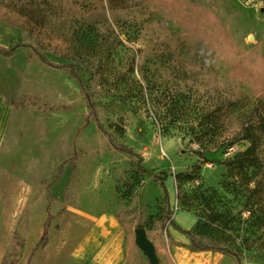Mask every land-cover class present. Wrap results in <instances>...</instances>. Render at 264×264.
Instances as JSON below:
<instances>
[{
  "label": "rangeland",
  "instance_id": "obj_1",
  "mask_svg": "<svg viewBox=\"0 0 264 264\" xmlns=\"http://www.w3.org/2000/svg\"><path fill=\"white\" fill-rule=\"evenodd\" d=\"M90 1L98 9L83 16L72 7L64 30L26 36L57 64L81 53L77 78L41 63L21 45V30L0 22V45H21L12 58L0 55V264H67L59 258L73 215L108 210L131 224L125 242L145 212L142 227L162 263L170 255L180 264L168 215L184 211L228 252L189 244L193 264H264V0H131L127 9ZM258 42L262 49L247 60L254 72L241 60ZM253 140L252 155L233 160ZM74 150L76 166L61 168ZM154 175L174 182L170 213ZM49 215L47 253L32 255ZM128 257L127 264L149 262L140 247Z\"/></svg>",
  "mask_w": 264,
  "mask_h": 264
},
{
  "label": "trees",
  "instance_id": "obj_2",
  "mask_svg": "<svg viewBox=\"0 0 264 264\" xmlns=\"http://www.w3.org/2000/svg\"><path fill=\"white\" fill-rule=\"evenodd\" d=\"M110 3L114 5V7L117 8H121V9H127L129 8V5L131 3V0H110ZM72 7H77V9L83 14V16H86L87 14H89L92 11L97 10V6L95 5V2L93 3L90 0H21V5H12L11 7L7 6H2L0 8H3L6 12L7 15L6 16H1L0 15V22H3L9 26L12 27H17L18 29L21 30V34L23 36V40L24 42L21 45H24L25 47L29 48L32 50V52L36 55L37 59L43 63L44 65H48L51 68L54 69H64L67 70L74 78L78 77L79 71L81 70V65L84 63V57L81 53H76L74 54L71 59H69V62H65V63H54L51 62L47 57L46 54H44L43 52H41L30 40L26 39V36L29 35H43L45 32H47L49 30L50 27H55V29H65L66 27V23L61 22V20H64L68 15L71 14L72 12ZM14 13L19 14L22 17V23L17 24L14 22V24L12 22H10L11 17L14 15ZM1 14V13H0ZM60 18L57 20V22L59 21L58 25L56 24H52V18ZM198 28L202 29V31L205 29L207 30L206 27H202L203 24H196ZM20 44H15L14 46H12L11 48H7L3 45H0V55H3L7 58H12L15 56L16 52H17V47L21 46ZM262 49V45L260 42H258L254 48L250 49V51L245 53V57L241 60V64L244 65V67H246L247 69L254 71V72H258V68L256 67V65L251 64L250 62H248V57H250V55L253 53L254 50H261ZM264 62V61H263ZM98 75H95V78H97ZM259 77H262L264 80V64L263 67L261 68L260 72H259ZM94 101L92 99H90V115L94 114ZM259 121H261V124L263 125L264 128V110H262L261 112L259 111ZM90 119V116H88L86 118V122H88V120ZM256 146V141L253 140V143L251 145L250 148H248L246 151L244 152H240L238 153V155H236L234 157L233 160L235 159H239V156H246V155H252V153L255 151L254 147ZM120 152H123L125 154H127L128 156L132 157V158H137L138 162H137V168H139L138 170L142 173V174H149V171L143 167L142 163H143V157L138 154L137 152L135 153L131 148H129L127 145L122 144L121 147L118 149ZM77 156L75 154V150H74V154L73 157L66 159L63 161V163L61 164V168H63L64 165L69 164V166L71 168H74L75 162H76ZM177 179H181V178H185L187 180H191L192 177L189 174L186 173H180L179 175L176 176ZM154 179L156 181L162 182L164 181V178L158 177L156 175H154ZM125 186H126V190H127V195L130 196L132 193V185H130L127 181L125 182ZM165 197V209L167 211H169V198L167 197V194ZM171 214V213H170ZM170 214L168 215V222L169 224L175 226L180 232H183L184 234H186L190 240V246L192 249L196 250L197 252H203V251H215V252H219L222 254H226L228 252L224 251V249H222L221 247L215 245L214 243H211L207 240H205L202 237V226L200 225V222L197 221V223L195 224V227L193 229L190 230H185V229H181L178 226H176L173 223V220L170 217ZM145 212H142L139 216H138V225L137 227H142V222H143V218H144ZM118 219L122 225V227H124L126 229V231L128 232V234H130V231L132 229L131 224L128 223L125 218L122 216V213L119 212L117 214ZM53 217L51 215H49V217L47 218V220L45 221L44 225H43V235L40 239V241L36 244V247L34 248V250L32 251V255L34 252H36V250L40 247H45L46 244L48 243L49 240V228H50V224L52 221ZM144 228V227H143ZM164 229H166V226H164ZM147 232V230H146ZM148 235V233H147ZM169 240L170 237H169ZM172 241V240H171ZM128 253H127V257L129 256V252L131 250H138L139 247L137 246L136 242H135V238L131 237L128 239ZM173 242V241H172ZM175 243V242H174ZM156 254L158 255V250L156 248ZM169 255V254H167ZM129 259V257L127 258V260ZM7 264H14V263H7ZM28 264V262H27ZM147 264H150V262H147ZM159 264H165L162 263L159 260ZM167 264H175L173 258L169 255V261Z\"/></svg>",
  "mask_w": 264,
  "mask_h": 264
},
{
  "label": "crops",
  "instance_id": "obj_3",
  "mask_svg": "<svg viewBox=\"0 0 264 264\" xmlns=\"http://www.w3.org/2000/svg\"><path fill=\"white\" fill-rule=\"evenodd\" d=\"M161 188L164 196L167 194L169 198L170 207V198L174 199L175 196L174 182L171 178L164 180L161 182ZM172 220L176 226L185 230L192 229L197 221L193 214L184 211L175 213ZM169 226V237L173 243L175 242L173 253L180 262L181 257L189 256V253L184 250L188 249L190 240L175 226L171 224ZM50 228L49 240L51 238ZM68 229L70 235L65 242L67 253L65 257L62 256L64 248L59 258L61 261L67 264H81L82 261L85 262L88 259L87 264H127V242H125L127 232L114 211L108 210L98 214L83 212L73 215ZM48 243L45 247L38 248L42 249L43 254L47 253ZM46 261V259H41L40 264H46Z\"/></svg>",
  "mask_w": 264,
  "mask_h": 264
},
{
  "label": "water",
  "instance_id": "obj_4",
  "mask_svg": "<svg viewBox=\"0 0 264 264\" xmlns=\"http://www.w3.org/2000/svg\"><path fill=\"white\" fill-rule=\"evenodd\" d=\"M135 242L145 255L148 256L150 264H159V257L156 254L155 245L150 241L145 228L138 227L135 233Z\"/></svg>",
  "mask_w": 264,
  "mask_h": 264
},
{
  "label": "bare ground",
  "instance_id": "obj_5",
  "mask_svg": "<svg viewBox=\"0 0 264 264\" xmlns=\"http://www.w3.org/2000/svg\"><path fill=\"white\" fill-rule=\"evenodd\" d=\"M36 227H37V223H36ZM66 253H67V248H65L64 253H63L62 256L65 257ZM179 263L180 264H193L192 259L190 258V256L181 257Z\"/></svg>",
  "mask_w": 264,
  "mask_h": 264
}]
</instances>
